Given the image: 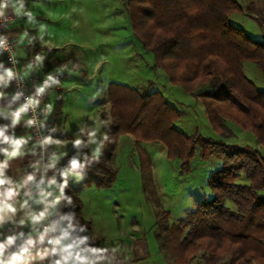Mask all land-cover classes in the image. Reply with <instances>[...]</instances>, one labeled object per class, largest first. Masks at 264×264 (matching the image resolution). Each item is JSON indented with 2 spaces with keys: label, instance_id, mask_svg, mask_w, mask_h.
I'll return each mask as SVG.
<instances>
[{
  "label": "trees",
  "instance_id": "1",
  "mask_svg": "<svg viewBox=\"0 0 264 264\" xmlns=\"http://www.w3.org/2000/svg\"><path fill=\"white\" fill-rule=\"evenodd\" d=\"M126 5L134 35L154 55L153 66L203 102L213 129L223 139L180 130L175 122L182 110L160 90L111 82L107 90L110 110L102 115L109 121L105 130L109 140L99 159L83 152L85 166L75 172L84 187L113 186L119 171L115 164L119 138L127 134L136 143H163L169 158L180 159L184 170L196 154L203 159L215 157L221 165L208 179L211 195L201 197L194 209L175 222H170L169 211L160 205L150 160L142 157L143 187L159 209L154 229L159 251L175 264H264V152L229 142L235 133L227 123L230 120L252 132L264 148V91L243 68L245 61H254L264 74V41L231 22V14L241 10L237 0H126ZM64 76L66 72H58L56 81ZM205 84L211 89L198 92ZM63 106L60 96L48 128L52 136L62 120ZM67 160L57 186L67 179L64 196L71 203L62 200L57 210L88 223L90 232L84 234L90 235L93 222L83 214L80 188L69 175L75 173L69 171Z\"/></svg>",
  "mask_w": 264,
  "mask_h": 264
},
{
  "label": "rangeland",
  "instance_id": "2",
  "mask_svg": "<svg viewBox=\"0 0 264 264\" xmlns=\"http://www.w3.org/2000/svg\"><path fill=\"white\" fill-rule=\"evenodd\" d=\"M241 10L231 14V22L252 37L264 41V0H237ZM25 9L34 20L22 15V26L33 28L38 45L56 54L53 72H66L61 82L64 118L75 129V139L87 141V130L99 126L110 110L108 86L117 82L130 87L160 90L182 110L175 125L187 134L200 132L214 139H223L212 127L203 102L183 87L172 84L168 75L153 66L154 55L143 48L134 35L126 0H25ZM246 75L264 91V74L254 61H245ZM205 84L197 91L209 90ZM235 135L228 141L249 144L264 152L256 136L236 123L227 120ZM52 132L64 160H82L83 152H94L95 144L74 146L67 139L69 132L55 126ZM84 129L85 131H81ZM106 127L100 128L105 132ZM99 138V137H98ZM58 139V141H59ZM57 141V140H56ZM55 149V152L58 151ZM71 154V155H70ZM142 157L150 160L154 190L163 210L170 213V222L186 216L201 197L211 195L208 179L220 167L215 157L203 159L199 154L184 170L180 159H171L167 147L159 141L135 142L133 136L121 135L115 164L117 180L111 187L82 185V177L70 173L80 188L84 203L83 214L92 220L93 233L98 237L95 246H120L122 253L112 261L126 264H175L159 251L155 237L158 208L148 198L142 180ZM67 160V161H68ZM66 166V164H65ZM228 205L234 204L228 201Z\"/></svg>",
  "mask_w": 264,
  "mask_h": 264
},
{
  "label": "clouds",
  "instance_id": "3",
  "mask_svg": "<svg viewBox=\"0 0 264 264\" xmlns=\"http://www.w3.org/2000/svg\"><path fill=\"white\" fill-rule=\"evenodd\" d=\"M11 11L17 15H26L29 21L34 20L31 11L25 9V0H0V17H4L6 12ZM26 35V33H25ZM5 47V38L0 37V48ZM41 59V57H37ZM13 72L6 70L4 75H0V82L5 79H11ZM50 83H58L52 74H49L44 84L38 88V94L43 93L45 88ZM3 93H0L2 96ZM38 101L29 98L28 104L21 106L15 111L12 116V123L15 125L26 113L29 105H35ZM33 121H29V124ZM109 121L102 120L99 126H94L87 130V141L81 138H76L72 143L79 147L84 143L95 144L96 148L93 152V159H99L105 142L109 140L106 132L100 131V128L106 127ZM5 128H0V144L7 143L10 149L0 148L6 159L0 162V228H3L5 221H11L13 228L21 229L13 231L10 235H3L0 239V264H112L116 259L117 254L122 253L120 246H95L94 241L98 237L92 234H84L90 232L88 223H81L75 218V214H60L57 206L62 200H67L71 203L70 197L64 196V187L67 185V179H64L63 184L59 185V193L53 195V186L57 185L55 178L47 181V189L41 185L45 184L43 178L38 184H35L36 194L33 195L32 189L23 191L26 186L35 181V176L29 174L23 181L13 184L8 178H5L4 169L8 167V160L14 159L22 155L21 149L27 141L24 138L12 139L5 135ZM81 131H85L81 129ZM99 137V138H98ZM45 143H60L47 138ZM87 159V158H86ZM55 166V159L49 167ZM84 163L73 158L70 161L69 171H73L77 176V169L84 168ZM67 172L63 175L66 177ZM8 185V187H4ZM51 197V199H49ZM31 201V203H30ZM43 205L39 210L32 208V205ZM23 215L17 219V214ZM28 228L26 232L23 229ZM129 257L123 256L124 264Z\"/></svg>",
  "mask_w": 264,
  "mask_h": 264
},
{
  "label": "crops",
  "instance_id": "4",
  "mask_svg": "<svg viewBox=\"0 0 264 264\" xmlns=\"http://www.w3.org/2000/svg\"><path fill=\"white\" fill-rule=\"evenodd\" d=\"M11 10V9H10ZM22 15L17 16V20L13 25V31L15 33L16 41H17V52L20 57V69L26 74L31 75L34 73H39L41 75L46 74H57L53 72V64L54 60L57 58L56 54L52 51V49L45 48L46 46L38 45L36 40L33 37L35 33L33 28L26 29L21 24ZM26 33V35H25ZM37 57H41V59H37ZM6 63L4 60V56L0 51V75H4L6 72ZM65 72V71H64ZM65 76L56 83V87L53 90L52 94L50 95L45 110L44 122L47 127V138H51L53 141H58L59 138L55 140V137L48 134V128L52 121V112L54 109L55 102L58 99V96L63 91L62 81L64 80ZM62 82V83H61ZM0 93H3L0 96V108L3 112L2 118H0V128H5V135L9 136L12 139H20L24 138L27 143L23 145L21 152L22 155L8 160V167L4 169L5 178L10 179L13 181V184L19 183L23 181L29 174L35 176V181L26 186L24 190H22L21 195L23 196V191H27L28 189H32L33 195L36 194L35 184H38L41 178H43L42 172V165H41V147L33 138L28 125L25 115L22 114V117L18 123L13 125L12 120L14 113L12 110L15 109L18 105L16 97L14 95L12 86L9 82V79H5L4 82H0ZM64 106H63V117L60 123V127L66 129L70 134L67 139L75 140V129L69 125V123L64 118ZM60 143L62 144L65 140L59 139ZM60 143H47L44 147L49 162L47 164V173L51 175L53 178L58 179L60 171L62 170V161H63V153L59 154L58 144ZM0 148L10 149L9 144L4 143L0 144ZM55 149L58 150L55 152ZM6 159L3 152H0V162H3ZM55 159V166L49 167L50 164L53 163ZM70 175V174H69ZM71 179L72 176L70 175ZM74 182V181H73ZM58 185V182H57ZM53 186V193L54 196L59 193L58 186ZM5 188L8 185L4 186ZM43 187V185H41ZM3 189H0L2 191ZM31 203V201H30ZM43 205H32V208L35 210H39L42 208ZM60 213V212H59ZM61 214V213H60ZM23 213L17 214V219H19ZM21 229L13 228L12 222L6 220L3 228H0V233L3 235H10L13 231H19ZM24 231H28V228H24ZM3 236H0L2 239ZM47 264V262H46Z\"/></svg>",
  "mask_w": 264,
  "mask_h": 264
},
{
  "label": "built area",
  "instance_id": "5",
  "mask_svg": "<svg viewBox=\"0 0 264 264\" xmlns=\"http://www.w3.org/2000/svg\"><path fill=\"white\" fill-rule=\"evenodd\" d=\"M16 20L17 15H15L10 9L6 12L4 17H0V37L5 38V47L0 48V51L4 56L7 66L6 70H11L13 72V77L9 79V82L12 86L18 105L12 111L15 112L21 106L28 104L29 98L38 101L35 105H29L27 112L23 115L26 117L28 128L34 140L41 147H43L40 158L43 179L45 181L43 187L45 190H50L47 189V181L53 177L47 173V164L49 159L44 148L47 144L44 142L47 139V127L44 122V116L47 101L55 89L56 83H50L49 86L45 88L43 93L38 94V88L44 84V81L49 74L41 75L39 73H34L26 75L20 69V57L17 52V41L15 33L12 30ZM52 75L56 80V75ZM2 116L3 112L0 108V118H2ZM29 121H33V123L29 124ZM51 190L53 191V189ZM49 199H51V197Z\"/></svg>",
  "mask_w": 264,
  "mask_h": 264
}]
</instances>
